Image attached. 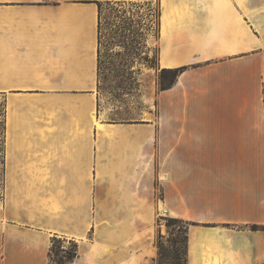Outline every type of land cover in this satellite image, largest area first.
<instances>
[{"label":"crops","instance_id":"crops-1","mask_svg":"<svg viewBox=\"0 0 264 264\" xmlns=\"http://www.w3.org/2000/svg\"><path fill=\"white\" fill-rule=\"evenodd\" d=\"M103 4L137 10L106 13ZM119 32L128 45L115 42ZM163 71L177 73L161 84ZM101 87L157 90L142 122L110 124L97 109L95 116ZM0 93L9 98L5 166L55 169L65 191L61 210L53 200L40 209L45 192L35 208L7 198L0 264H48L56 236L77 242L70 264H155L146 228L133 223L138 214L118 235L112 223L93 218L102 199L84 191L85 168L90 151L93 167H101L102 150L111 166L126 152L143 170L150 167L144 152H156L158 167L167 169L164 202L191 223L187 264H264V230L246 226L264 224V0H0ZM59 102L50 118L58 127L24 123L20 104ZM86 103L103 144L100 136L86 143Z\"/></svg>","mask_w":264,"mask_h":264},{"label":"rangeland","instance_id":"rangeland-1","mask_svg":"<svg viewBox=\"0 0 264 264\" xmlns=\"http://www.w3.org/2000/svg\"><path fill=\"white\" fill-rule=\"evenodd\" d=\"M136 11L137 8L130 6H114L112 4H103L102 9L107 13L115 11L124 10ZM125 10V11H126ZM153 25V24H152ZM151 33L155 35L156 27L153 25L151 27ZM121 32V31H120ZM116 36V41L120 46H124L126 43L125 39L121 36V33ZM108 42V41H107ZM105 44V45H104ZM122 44V45H121ZM109 46L106 41L102 44V54H106ZM149 63L154 66L155 64V46H152L149 51ZM165 76L164 81L161 84H167L171 78L169 73H162ZM155 77V76H154ZM160 83V82H159ZM157 89L155 88H117V87H101L95 89V116L97 109V116L102 123H132V122H142L141 115L147 110L148 97H153ZM8 95L0 93V208L4 207L7 198L11 197V200L15 205L24 207V203L29 200V206L35 208V200H39V197L45 192L46 202L43 206L40 205V209H46L50 200H53L61 210V197H65V191L62 186L59 185L62 180L56 177L59 174L56 170L50 173V169L43 168H32V167H6L4 159V144L6 140V128L7 124L10 123V114L6 117V102L8 101ZM97 99V101H96ZM25 111L24 123L27 127H46L51 124V127H58V125L53 124L51 117L56 113L57 109L61 108L60 102L54 105H43L40 103H35L34 105H28L23 107V104L19 105ZM88 104H85V122L84 131L86 132V143H94V124L89 120ZM11 105H8L10 109ZM31 108V109H30ZM154 109V104L151 106ZM32 110V115L30 119V114ZM17 111V110H16ZM15 111V116H16ZM49 118V119H48ZM30 127V128H31ZM89 133V134H88ZM101 135L97 134L95 139ZM101 140V141H100ZM101 144L104 143V139H99ZM109 151H101L96 153V160H102L101 167H93V152L87 153V159L89 160L88 166L85 168L86 171V182L83 185V189L87 193H100L102 202V211L95 214L96 222L104 225L112 223L113 228L116 230L118 235L120 232L119 226L124 224L126 220L128 223H132V212L133 214H138L133 223L137 226V229H145L144 234H147V239L150 245L155 247L156 255L154 262L155 264H172L175 258H178V262L183 264L184 261V239H185V227L187 225L186 219L170 214L167 205L164 202V186L165 180L163 179L161 173L167 169L159 168L156 152L146 153L145 160L150 163V167L146 165L143 170L139 166H133V164H138V161H131V157L127 156L126 152H122L119 155L116 154L112 166L109 165L106 155H109ZM104 160V161H103ZM125 165V167H123ZM94 178L97 181L94 183ZM134 174V178L129 179V175ZM161 175V176H160ZM47 179L46 184H39L41 179ZM19 180V181H17ZM25 180L24 182H22ZM38 181V182H37ZM45 188V189H44ZM11 194V195H10ZM97 194V195H98ZM37 195V196H36ZM32 201H31V200ZM163 202V203H161ZM163 204V205H162ZM92 207V206H91ZM163 207L167 211H162ZM90 210V209H89ZM152 213V224L147 221ZM92 216V212L89 213ZM100 216V217H99ZM143 222V226L141 223ZM202 227H208L213 225L214 222L204 221V222H193ZM253 222H249L251 224ZM191 224V223H190ZM243 223H238L242 225ZM147 226V227H146ZM129 229L127 225L124 226L123 230ZM53 240V241H52ZM54 244V258L56 260H61L63 255L62 250H71L77 242L56 236L52 237L50 246ZM49 246V247H50ZM78 248V246H77ZM64 261V259H62ZM52 264H58L53 261ZM62 264V263H60Z\"/></svg>","mask_w":264,"mask_h":264},{"label":"trees","instance_id":"trees-1","mask_svg":"<svg viewBox=\"0 0 264 264\" xmlns=\"http://www.w3.org/2000/svg\"><path fill=\"white\" fill-rule=\"evenodd\" d=\"M162 73H164V74L169 73L171 75L169 82H171L174 79L177 72L176 71H163ZM186 223L188 225V223H190V222L186 221ZM246 226L251 230H264V224L251 223V224H246ZM185 229H186V231H185V239H184V261H183V264H187V226L185 227ZM62 252H63V255L61 257V260H56L54 258V254H56L54 252V244L52 243V245L49 247V250H48V256H49L48 264H52L53 261H56V263H58V264H60V263L70 264L74 260V258L77 256V245L75 244L71 250L63 249ZM62 259H64V261ZM172 264H180L178 262V258H175L174 262Z\"/></svg>","mask_w":264,"mask_h":264},{"label":"bare ground","instance_id":"bare-ground-1","mask_svg":"<svg viewBox=\"0 0 264 264\" xmlns=\"http://www.w3.org/2000/svg\"><path fill=\"white\" fill-rule=\"evenodd\" d=\"M92 119H93V121H94V124L97 126V127H102L98 122H97V120L95 119V117H94V114L92 115ZM162 177H163V179H164V175H162ZM56 210V209H55ZM162 211H164V209H162Z\"/></svg>","mask_w":264,"mask_h":264}]
</instances>
